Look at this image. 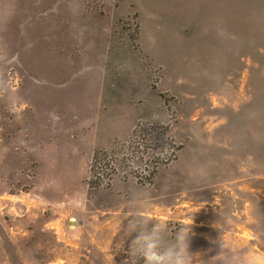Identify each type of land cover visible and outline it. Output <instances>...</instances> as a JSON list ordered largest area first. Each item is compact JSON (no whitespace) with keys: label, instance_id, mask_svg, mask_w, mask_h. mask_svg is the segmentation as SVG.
I'll use <instances>...</instances> for the list:
<instances>
[{"label":"rangeland","instance_id":"374dc122","mask_svg":"<svg viewBox=\"0 0 264 264\" xmlns=\"http://www.w3.org/2000/svg\"><path fill=\"white\" fill-rule=\"evenodd\" d=\"M133 219L264 252V0H0V264H143Z\"/></svg>","mask_w":264,"mask_h":264},{"label":"clouds","instance_id":"9594fccd","mask_svg":"<svg viewBox=\"0 0 264 264\" xmlns=\"http://www.w3.org/2000/svg\"><path fill=\"white\" fill-rule=\"evenodd\" d=\"M143 219V218H141ZM132 224L135 227H132ZM128 225L131 234L132 254L143 264H192L190 252V224L182 228L174 237L167 230L155 226L149 220L147 224L137 223L135 219ZM217 252L202 264H264V252L247 247L236 248L226 243L221 236L217 242Z\"/></svg>","mask_w":264,"mask_h":264},{"label":"trees","instance_id":"16d2710c","mask_svg":"<svg viewBox=\"0 0 264 264\" xmlns=\"http://www.w3.org/2000/svg\"><path fill=\"white\" fill-rule=\"evenodd\" d=\"M101 155H102V151H97L96 153L93 154V159H94L95 157L98 158V157H100ZM93 159H92V161H93ZM96 162H98V161H96ZM98 164H100V163H98ZM98 164H97V165H98ZM97 165L95 166L96 168L98 167ZM101 184H102V182H101Z\"/></svg>","mask_w":264,"mask_h":264}]
</instances>
